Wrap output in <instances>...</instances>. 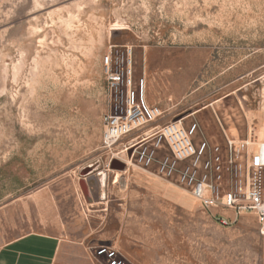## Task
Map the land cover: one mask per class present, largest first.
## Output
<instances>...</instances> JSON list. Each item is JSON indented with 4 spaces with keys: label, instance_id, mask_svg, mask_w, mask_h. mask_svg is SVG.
<instances>
[{
    "label": "rangeland",
    "instance_id": "374dc122",
    "mask_svg": "<svg viewBox=\"0 0 264 264\" xmlns=\"http://www.w3.org/2000/svg\"><path fill=\"white\" fill-rule=\"evenodd\" d=\"M107 54L110 71L129 68L134 87L145 75L147 96L164 110L159 124L186 117L185 124L197 123L194 140L210 143H224L226 134L254 138L259 129L264 0H0L3 261L6 245L25 233L112 232L117 203L134 197L159 204L152 212L174 204L168 211L175 218L188 216L182 203L200 207L176 171L170 177L158 172L164 148L150 165L137 162L138 151L153 148L150 139L136 146L132 161L121 151L127 138L103 146L102 117L118 111L126 93L122 82L108 79ZM113 159L124 166L114 167ZM102 186L110 204L105 211L89 205L104 195ZM135 188L142 192L132 194ZM253 222V216L247 220ZM252 230L239 232L236 251L228 239L206 243L218 254L206 260L264 264V239L248 237ZM102 243L88 249L96 256Z\"/></svg>",
    "mask_w": 264,
    "mask_h": 264
},
{
    "label": "built area",
    "instance_id": "2783aa9c",
    "mask_svg": "<svg viewBox=\"0 0 264 264\" xmlns=\"http://www.w3.org/2000/svg\"><path fill=\"white\" fill-rule=\"evenodd\" d=\"M111 62V56L105 55L103 63L109 71L108 79L114 84L122 82L126 93L123 106L102 117L103 146L110 148L127 138L121 142V151H129L132 161L136 146L150 139L153 148L148 151L144 147L138 151V163L150 165L155 151L164 148L166 155L158 160L159 173L170 177L176 171L179 183L203 209H218L210 213L221 225L234 223L243 213L253 214L257 232L264 239V86L262 120L254 138H230L226 134L224 143H210L205 139L195 141L196 122L185 124L186 117H182L159 124L164 110L158 103L148 101L145 78L140 77L134 87L131 70L128 68L121 74L112 72ZM152 124L153 132L140 135L143 128ZM226 210L233 215L222 212ZM96 254L103 255L106 264H128L109 245H98Z\"/></svg>",
    "mask_w": 264,
    "mask_h": 264
},
{
    "label": "crops",
    "instance_id": "0c3cea01",
    "mask_svg": "<svg viewBox=\"0 0 264 264\" xmlns=\"http://www.w3.org/2000/svg\"><path fill=\"white\" fill-rule=\"evenodd\" d=\"M147 99L156 103L152 96H147ZM102 192L104 195L101 194L100 200H94L89 205L101 204L99 210L105 211L110 204L103 201L106 197L103 186ZM141 192L142 188H135L132 194ZM157 205L143 202L140 197L118 202V213L114 216L116 228L112 232L100 229L96 237L89 234L69 238L62 234L25 233L6 245L2 252L5 258L4 261L0 259V264H105L106 261L103 263L100 260V257L105 260L103 255L95 256L88 249L90 244L100 242L114 248L130 264H211L207 257L218 254L207 251L206 243L220 244L228 239L236 251L239 232L244 233L252 226L253 235L247 236L254 238V233L258 234L255 217L251 213H243L234 223L224 226L211 216L210 211L218 210L216 208L207 211L186 202L182 206L188 216L175 218L168 211L174 204L165 205L162 208L165 212H152L157 208L152 209L151 206ZM222 212L233 215L228 210ZM252 216L254 222L249 225L247 220Z\"/></svg>",
    "mask_w": 264,
    "mask_h": 264
},
{
    "label": "water",
    "instance_id": "95a60500",
    "mask_svg": "<svg viewBox=\"0 0 264 264\" xmlns=\"http://www.w3.org/2000/svg\"><path fill=\"white\" fill-rule=\"evenodd\" d=\"M117 165L119 167H123L124 166V164H123L122 161H120L118 159H113V166L114 167H117ZM80 187H81V189H82L83 194L85 195V197L87 199H90L91 198V196H90V190H89V188L87 186V183H86L85 179H81V181H80Z\"/></svg>",
    "mask_w": 264,
    "mask_h": 264
},
{
    "label": "bare ground",
    "instance_id": "6f19581e",
    "mask_svg": "<svg viewBox=\"0 0 264 264\" xmlns=\"http://www.w3.org/2000/svg\"><path fill=\"white\" fill-rule=\"evenodd\" d=\"M116 26L114 27V28H123V27H121V26H117V24H115ZM254 80V79H253ZM255 81V80H254ZM157 127H158V125H157ZM154 129H155V127H147V128H145V129H143V130H141V132H139L140 133V135H143V134H149V133H151V132H153L154 131ZM137 137V136H136ZM135 137V138H136ZM138 139V138H137ZM126 154H127V152H125Z\"/></svg>",
    "mask_w": 264,
    "mask_h": 264
}]
</instances>
